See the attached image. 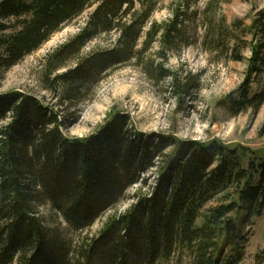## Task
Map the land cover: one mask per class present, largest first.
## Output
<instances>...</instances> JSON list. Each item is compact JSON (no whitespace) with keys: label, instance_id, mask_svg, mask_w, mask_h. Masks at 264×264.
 I'll return each instance as SVG.
<instances>
[{"label":"trees","instance_id":"trees-1","mask_svg":"<svg viewBox=\"0 0 264 264\" xmlns=\"http://www.w3.org/2000/svg\"><path fill=\"white\" fill-rule=\"evenodd\" d=\"M195 1L175 0L162 22L152 20L162 0L0 1V72L88 13L78 32L43 59L40 80L58 102L0 91V264L241 261L243 225L264 213V153L166 134L148 140L130 114L114 109L91 135L64 132L91 87L127 63L173 78L181 89L175 93L187 94L195 80L179 86L162 62L197 34L188 16L201 22L196 41L212 62L224 56L247 63L243 83L219 106L235 116L259 110L264 88L253 92L252 86L264 80V7L246 25L228 22L222 6L230 0H207L199 8ZM154 46L156 60L147 54ZM136 184L133 202L120 210L125 190ZM47 204L50 219L38 208ZM103 216L100 229L84 236ZM59 219L73 235L54 224Z\"/></svg>","mask_w":264,"mask_h":264},{"label":"rangeland","instance_id":"rangeland-1","mask_svg":"<svg viewBox=\"0 0 264 264\" xmlns=\"http://www.w3.org/2000/svg\"><path fill=\"white\" fill-rule=\"evenodd\" d=\"M206 1L196 0L193 7H202ZM174 2L175 0H162L160 10L154 13L152 20L162 22L171 18ZM263 7L264 0H230L223 4L222 11L229 23L241 19L249 25L255 13ZM87 15L88 13H84L80 19L54 34L39 50L10 70L1 71L0 91L18 90L38 98L44 97L47 103L58 102V99L44 89L40 80L42 62L48 53L78 32ZM186 19L187 25L191 24L197 29V34L187 37L190 39L188 44L181 46L177 52L167 53L162 64L166 70L176 73L179 86L195 80L187 94L179 97L175 93L181 89L173 87V78L164 79L158 72L151 74L133 63H127L114 69L99 85L91 87L86 99L76 109V120L64 129L65 134L70 137H86L95 133L114 109L130 114L133 128L143 132L148 140L155 139L159 134H166L182 141H218L227 146L263 154L264 104L257 111L248 109L236 116L218 104V101L243 83L246 77V61H228L222 56V62H212L213 59L196 41L202 34L201 22L192 16ZM107 42L108 40L93 42L88 48ZM157 49L154 46L147 53L150 59L156 60ZM246 56H250L249 50L246 51ZM262 83L253 84V92L263 89L264 80ZM151 172L146 174L151 177L147 181L148 187L154 182L155 171ZM140 187V184H136L125 190V198H121L118 203L120 210L126 209L133 202V195ZM148 187L143 192H149ZM38 208L49 219L54 213L49 204ZM104 219L103 216L97 220L83 235L97 232ZM58 223L67 229L69 235L74 234L61 219L54 222ZM243 226L247 240L242 243V257L238 264H264V259L258 261L264 256V213ZM172 264H178L176 257L172 259ZM181 264H191L190 258L184 257Z\"/></svg>","mask_w":264,"mask_h":264}]
</instances>
